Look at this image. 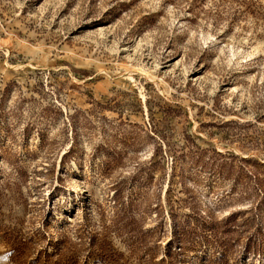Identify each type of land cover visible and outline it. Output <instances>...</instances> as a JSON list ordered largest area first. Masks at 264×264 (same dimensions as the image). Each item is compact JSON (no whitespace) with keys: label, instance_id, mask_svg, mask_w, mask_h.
Wrapping results in <instances>:
<instances>
[{"label":"rangeland","instance_id":"obj_1","mask_svg":"<svg viewBox=\"0 0 264 264\" xmlns=\"http://www.w3.org/2000/svg\"><path fill=\"white\" fill-rule=\"evenodd\" d=\"M231 213L264 235V0H0V264H264Z\"/></svg>","mask_w":264,"mask_h":264},{"label":"trees","instance_id":"obj_2","mask_svg":"<svg viewBox=\"0 0 264 264\" xmlns=\"http://www.w3.org/2000/svg\"><path fill=\"white\" fill-rule=\"evenodd\" d=\"M174 220V218H173ZM175 222V233L174 238L170 240L169 245L176 242L178 244H182L183 241L186 240L187 236H189L190 232H194L195 228H191L189 230V233H186L185 235L178 234V230L176 228V221ZM250 222L249 219H245V221L241 224V222L236 221V215L233 213L227 215L223 219V225L221 228H217L216 232V242L223 246L225 250H232V247L234 248L236 245L243 242L242 237L243 234H247L246 242H244V245L247 249V251L251 254H258L261 256H264V235L261 233V230L255 229L252 231V226H249L248 223ZM242 225H248L247 229H241ZM221 232L222 235H219ZM244 238V237H243ZM222 257H225L222 255Z\"/></svg>","mask_w":264,"mask_h":264}]
</instances>
